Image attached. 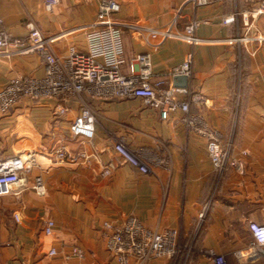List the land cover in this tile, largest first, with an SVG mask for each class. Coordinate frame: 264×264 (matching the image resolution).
I'll return each mask as SVG.
<instances>
[{
	"label": "crops",
	"instance_id": "1",
	"mask_svg": "<svg viewBox=\"0 0 264 264\" xmlns=\"http://www.w3.org/2000/svg\"><path fill=\"white\" fill-rule=\"evenodd\" d=\"M100 1L59 0L48 10L43 0H0V16L14 35H27L31 19L45 33L68 32L55 44L56 52L65 54L70 44L87 50L84 31L77 27L95 19ZM117 1L116 19L132 24L124 27L123 71L129 72L135 55L148 53L155 72L164 74L193 50L188 85L204 99L192 101L191 111L233 142L241 166L220 174L206 140L189 127L181 110L164 118L140 98H92L98 121L95 137L87 141L72 131L80 113L77 101L70 100L67 113L59 116L53 98L23 99L0 112V156L34 150L37 163L23 172L22 184L0 194V264H121L107 247L103 224L129 215L152 229L179 232L178 252L147 264H216L211 251L228 264H264V246L257 254L250 250L254 237L249 227L252 221L264 224V41L230 43L244 29L242 17L224 23L256 0ZM176 16L174 30L200 21L196 32L201 43L163 36ZM254 21L264 32V15ZM45 71L37 53L0 54V89L15 75L43 76ZM119 137L131 147L147 149L159 163L141 171L115 151ZM62 145L84 151L88 158L61 159L56 151ZM111 161L114 167L105 174ZM38 177L46 186L44 194L33 187ZM51 218L55 227L46 234ZM73 246L86 254L71 256ZM52 247L57 254H50Z\"/></svg>",
	"mask_w": 264,
	"mask_h": 264
},
{
	"label": "built area",
	"instance_id": "2",
	"mask_svg": "<svg viewBox=\"0 0 264 264\" xmlns=\"http://www.w3.org/2000/svg\"><path fill=\"white\" fill-rule=\"evenodd\" d=\"M48 10L59 0H43ZM196 4H205L209 0H190ZM117 0H101L97 15L91 22L78 26L83 29L88 48L82 50L70 44L65 54L55 50L56 42L68 32L45 33L34 20L27 22L28 34L14 35L5 27V20L0 16V54L14 56L37 53L45 64L43 76L15 75L0 89V112L5 113L21 100L53 98L58 104L56 114L64 115L69 110L68 102L77 101L80 113L72 124L75 135L91 141L95 137L98 112L91 102L92 98L101 100L140 98L143 102L157 109L164 118L170 113L181 110L184 121L198 135L206 140L208 153L215 169L222 174L230 166L240 167L241 162L233 155V142L226 140L222 130L211 125L203 115L191 111L192 101L202 100L204 96L195 94L188 86L172 83L177 76L186 75L189 79L194 74L193 50L186 53L184 60L169 68L164 74H157L150 54L138 53L130 60L129 72L122 69L125 63L123 41L124 27L132 25L116 19L119 10ZM242 17L244 29L231 36L228 41L246 45L252 41H264V32L255 24L254 19L264 15V0H256L253 6L244 12L236 11L224 19L232 23ZM178 17L162 30L164 37L175 36L185 39L191 45L202 42L196 32L200 21L195 19L185 25L183 30H174ZM114 149L125 160L143 172L151 171L159 163L158 158L145 148L131 147L124 138L114 141ZM56 154L59 158L76 162L87 159L84 151L72 152L62 145ZM37 163L34 150L0 156V194L11 192L14 186L24 182L23 172L28 166ZM114 167L111 161L105 166L104 173L109 174ZM33 187L44 194L46 186L41 177ZM204 213L201 214V217ZM17 219L19 215L16 214ZM107 247L121 264H147L162 257L173 256L178 252V235L175 228L162 230L146 226L140 218L129 215L123 221L106 220L103 224ZM54 219H48L46 234H52ZM254 241L250 247L252 254H257L264 246V224L252 221L249 225ZM52 247L50 254H57ZM239 251L238 253H240ZM216 257V264H228L225 257L211 251ZM86 250L73 246L71 256H84ZM70 257V256H69ZM131 258L135 259L133 263Z\"/></svg>",
	"mask_w": 264,
	"mask_h": 264
},
{
	"label": "water",
	"instance_id": "3",
	"mask_svg": "<svg viewBox=\"0 0 264 264\" xmlns=\"http://www.w3.org/2000/svg\"><path fill=\"white\" fill-rule=\"evenodd\" d=\"M174 84L177 86H185L186 87L189 84V78L186 75L177 76L175 81H174Z\"/></svg>",
	"mask_w": 264,
	"mask_h": 264
}]
</instances>
